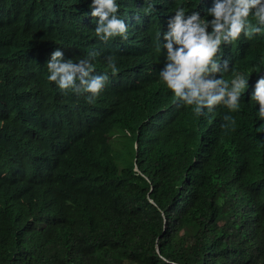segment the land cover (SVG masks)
Listing matches in <instances>:
<instances>
[{
    "label": "trees",
    "instance_id": "trees-1",
    "mask_svg": "<svg viewBox=\"0 0 264 264\" xmlns=\"http://www.w3.org/2000/svg\"><path fill=\"white\" fill-rule=\"evenodd\" d=\"M88 6L0 0V264H264L254 105L232 113L234 130L221 127L228 109L175 108L157 78L59 32L60 18L80 22ZM56 44L98 52L101 68L111 57L115 85L94 103L64 94L44 65ZM26 46L31 72L15 60Z\"/></svg>",
    "mask_w": 264,
    "mask_h": 264
},
{
    "label": "clouds",
    "instance_id": "clouds-1",
    "mask_svg": "<svg viewBox=\"0 0 264 264\" xmlns=\"http://www.w3.org/2000/svg\"><path fill=\"white\" fill-rule=\"evenodd\" d=\"M57 28L78 49L101 43L138 75L157 78L175 108L190 107L197 117L228 109L226 130H234L232 113L251 102V123L264 135V0H90L80 22L62 17ZM98 55L51 46L44 59L48 80L94 103L119 72L111 57L108 67L94 64ZM15 60L25 72L38 65L31 46L18 49Z\"/></svg>",
    "mask_w": 264,
    "mask_h": 264
}]
</instances>
